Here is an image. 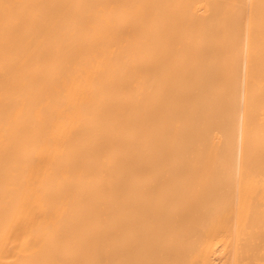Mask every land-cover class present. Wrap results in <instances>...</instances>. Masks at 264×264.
Wrapping results in <instances>:
<instances>
[{"label": "bare ground", "instance_id": "1", "mask_svg": "<svg viewBox=\"0 0 264 264\" xmlns=\"http://www.w3.org/2000/svg\"><path fill=\"white\" fill-rule=\"evenodd\" d=\"M0 264H264V0H0Z\"/></svg>", "mask_w": 264, "mask_h": 264}]
</instances>
